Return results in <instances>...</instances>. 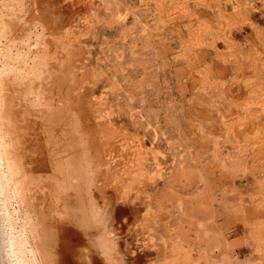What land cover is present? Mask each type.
Instances as JSON below:
<instances>
[{
    "label": "rangeland",
    "instance_id": "1",
    "mask_svg": "<svg viewBox=\"0 0 264 264\" xmlns=\"http://www.w3.org/2000/svg\"><path fill=\"white\" fill-rule=\"evenodd\" d=\"M43 7L65 92L57 167L73 153L82 171L85 143L104 215L83 264H264V0Z\"/></svg>",
    "mask_w": 264,
    "mask_h": 264
},
{
    "label": "bare ground",
    "instance_id": "2",
    "mask_svg": "<svg viewBox=\"0 0 264 264\" xmlns=\"http://www.w3.org/2000/svg\"><path fill=\"white\" fill-rule=\"evenodd\" d=\"M40 3L0 0V259L1 264H83L90 252L86 231L104 215L85 143L83 161L77 147L82 171L79 165L76 173L67 171L73 153L66 154L64 173L57 167L65 95L57 63L59 27L55 12ZM64 139L69 148L72 135ZM72 190L79 193L83 219L68 210ZM103 242L114 263L115 243Z\"/></svg>",
    "mask_w": 264,
    "mask_h": 264
},
{
    "label": "water",
    "instance_id": "3",
    "mask_svg": "<svg viewBox=\"0 0 264 264\" xmlns=\"http://www.w3.org/2000/svg\"><path fill=\"white\" fill-rule=\"evenodd\" d=\"M0 264H1V259H0Z\"/></svg>",
    "mask_w": 264,
    "mask_h": 264
}]
</instances>
